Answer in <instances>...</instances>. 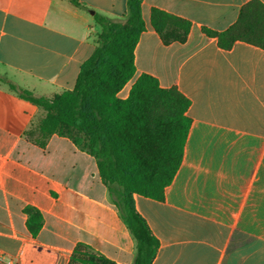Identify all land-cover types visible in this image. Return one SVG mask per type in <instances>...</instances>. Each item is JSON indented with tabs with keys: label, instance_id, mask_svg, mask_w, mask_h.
<instances>
[{
	"label": "crops",
	"instance_id": "crops-1",
	"mask_svg": "<svg viewBox=\"0 0 264 264\" xmlns=\"http://www.w3.org/2000/svg\"><path fill=\"white\" fill-rule=\"evenodd\" d=\"M76 1L81 7L0 0V78L36 96L75 87L101 32L95 14L127 12V0ZM250 1H142L135 75L118 96L147 73L189 99L191 119L165 200L134 195L160 242L152 264H264V49L243 41L222 49L203 32L228 29ZM152 8L189 20L187 40L164 44L151 26ZM44 114L0 80V264H69L78 244L132 264L134 240L95 159L64 136L53 134L44 148L28 138L38 135ZM28 205L43 215L36 236Z\"/></svg>",
	"mask_w": 264,
	"mask_h": 264
},
{
	"label": "trees",
	"instance_id": "trees-1",
	"mask_svg": "<svg viewBox=\"0 0 264 264\" xmlns=\"http://www.w3.org/2000/svg\"><path fill=\"white\" fill-rule=\"evenodd\" d=\"M143 0H127L125 16L113 19L95 14L101 27L93 54L80 67L75 87L51 96H36L14 82L0 78L21 99L44 111L38 135L28 137L44 148L53 134L69 138L91 155L97 165L108 200L134 240L132 264H152L160 242L145 218L137 211L134 195L165 200L168 187L183 160L191 119L190 101L175 86L163 88L156 77L142 73L131 85L126 98L119 92L135 75V48L145 30ZM71 2L81 7L76 0ZM151 26L164 44L184 43L191 22L158 8L151 10ZM219 47L229 49L243 41L264 49V4H245L238 20L217 32ZM27 227L36 236L43 226L39 209L26 206ZM69 264H115L78 244Z\"/></svg>",
	"mask_w": 264,
	"mask_h": 264
},
{
	"label": "water",
	"instance_id": "water-1",
	"mask_svg": "<svg viewBox=\"0 0 264 264\" xmlns=\"http://www.w3.org/2000/svg\"><path fill=\"white\" fill-rule=\"evenodd\" d=\"M93 12H91V14H92Z\"/></svg>",
	"mask_w": 264,
	"mask_h": 264
}]
</instances>
